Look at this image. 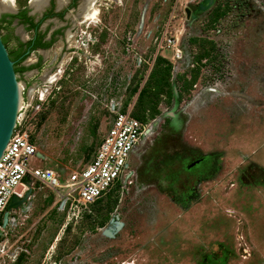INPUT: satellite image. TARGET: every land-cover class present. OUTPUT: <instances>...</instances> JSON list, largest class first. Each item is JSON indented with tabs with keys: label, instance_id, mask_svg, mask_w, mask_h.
Returning <instances> with one entry per match:
<instances>
[{
	"label": "rangeland",
	"instance_id": "1",
	"mask_svg": "<svg viewBox=\"0 0 264 264\" xmlns=\"http://www.w3.org/2000/svg\"><path fill=\"white\" fill-rule=\"evenodd\" d=\"M206 3L96 0L95 18L53 46V78L35 89L41 74L16 72L23 98L43 96L21 111L41 155L31 168L82 167L128 105L148 131L130 182L85 215L26 183L0 232L15 256L0 264H264V0ZM13 30L0 22L9 49Z\"/></svg>",
	"mask_w": 264,
	"mask_h": 264
},
{
	"label": "built area",
	"instance_id": "2",
	"mask_svg": "<svg viewBox=\"0 0 264 264\" xmlns=\"http://www.w3.org/2000/svg\"><path fill=\"white\" fill-rule=\"evenodd\" d=\"M164 39L168 45L173 42L170 37ZM42 97H37L36 101L33 95L22 97L16 126L0 157V232L10 212L22 205L9 209L12 196L22 198L27 190H22L21 186L28 182H38L53 190L57 195V209L72 217L88 212L92 204L111 191L124 188L133 174L130 156L148 129L132 115V105H128L114 112L92 156L82 167L31 168L28 158L41 155L35 140L22 124L21 111L26 112L28 107L40 110ZM11 255L15 256L0 233V257Z\"/></svg>",
	"mask_w": 264,
	"mask_h": 264
},
{
	"label": "flooded vegetation",
	"instance_id": "3",
	"mask_svg": "<svg viewBox=\"0 0 264 264\" xmlns=\"http://www.w3.org/2000/svg\"><path fill=\"white\" fill-rule=\"evenodd\" d=\"M81 1L67 0L59 6L57 0H48L41 11L34 12L29 0L18 7L15 0L16 8L14 11L0 12V22L15 27V30L12 31L15 42L13 49L6 46V40L0 34L9 57L14 62V69L17 70L15 72L19 74L29 72L27 73L28 76L37 79L38 75L41 74L39 81L32 85L35 89L39 87V84H42V81H47L48 77L53 78L55 74L53 70L57 65L58 56L56 55L52 62L48 60L53 46L59 41L65 42V44L70 43L75 26L84 22L82 17L76 19L72 17L78 12ZM68 31L71 33L70 41L67 40ZM65 47L68 49L70 46L63 45L60 52ZM44 64L48 68L42 71Z\"/></svg>",
	"mask_w": 264,
	"mask_h": 264
},
{
	"label": "water",
	"instance_id": "4",
	"mask_svg": "<svg viewBox=\"0 0 264 264\" xmlns=\"http://www.w3.org/2000/svg\"><path fill=\"white\" fill-rule=\"evenodd\" d=\"M213 1L214 0H207V3L201 4L200 8L205 9L211 6ZM185 12L187 18H189L191 10L187 7ZM19 84L14 69V62L10 59L7 48L0 35V157L7 146L17 123V117L23 97ZM29 194L30 190L26 191L25 195L20 199L13 195L8 208L11 209L18 207L25 201ZM106 229L110 230V233L114 231L110 225L107 226Z\"/></svg>",
	"mask_w": 264,
	"mask_h": 264
},
{
	"label": "bare ground",
	"instance_id": "5",
	"mask_svg": "<svg viewBox=\"0 0 264 264\" xmlns=\"http://www.w3.org/2000/svg\"><path fill=\"white\" fill-rule=\"evenodd\" d=\"M47 1L48 0H30V5L34 9V11H39L47 4ZM57 1L58 4H64L65 2H67V0H57ZM95 2L96 0H82L78 8V15H82V18H86V19L95 18L97 12L94 6ZM0 3L2 4L3 8L12 7L14 5V0H0ZM70 36H71L70 33H67L68 41L70 39ZM21 188L22 190H25L26 186H21Z\"/></svg>",
	"mask_w": 264,
	"mask_h": 264
},
{
	"label": "trees",
	"instance_id": "6",
	"mask_svg": "<svg viewBox=\"0 0 264 264\" xmlns=\"http://www.w3.org/2000/svg\"><path fill=\"white\" fill-rule=\"evenodd\" d=\"M15 71H17V70H15ZM169 71H170V67L168 66V67H167V72L169 73ZM165 85H166V97H167L168 99H171V98H172V92H171L170 83H169L168 79H165ZM132 115H133L134 117H136L137 119H139V120L142 121L140 115H139L137 112H132ZM85 214H86V213H84V215H85Z\"/></svg>",
	"mask_w": 264,
	"mask_h": 264
},
{
	"label": "crops",
	"instance_id": "7",
	"mask_svg": "<svg viewBox=\"0 0 264 264\" xmlns=\"http://www.w3.org/2000/svg\"><path fill=\"white\" fill-rule=\"evenodd\" d=\"M132 155V154H131ZM131 157V156H130ZM130 161V160H129ZM41 168H43V167H41ZM35 184V183H38V182H30V184ZM40 184V183H39ZM41 185V184H40ZM41 186H44V185H41ZM56 194V193H55ZM56 200H57V195H56V199H55V203H56Z\"/></svg>",
	"mask_w": 264,
	"mask_h": 264
}]
</instances>
